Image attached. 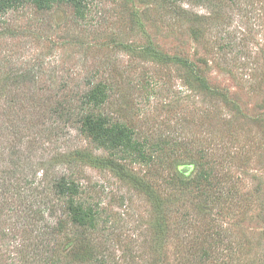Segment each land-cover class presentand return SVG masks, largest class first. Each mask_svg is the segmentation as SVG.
Segmentation results:
<instances>
[{"label":"rangeland","instance_id":"rangeland-1","mask_svg":"<svg viewBox=\"0 0 264 264\" xmlns=\"http://www.w3.org/2000/svg\"><path fill=\"white\" fill-rule=\"evenodd\" d=\"M89 82L110 87L105 114L166 148V163L125 162L149 194L62 160L94 149L62 121L51 133L49 112ZM201 164L214 179L204 208L197 188L174 186ZM63 174L99 204L100 232L70 225L52 191ZM50 254L54 264L98 254L109 264H264V0H86L83 18L28 5L0 21V264Z\"/></svg>","mask_w":264,"mask_h":264},{"label":"trees","instance_id":"trees-1","mask_svg":"<svg viewBox=\"0 0 264 264\" xmlns=\"http://www.w3.org/2000/svg\"><path fill=\"white\" fill-rule=\"evenodd\" d=\"M28 5L34 6L40 12H51L55 7H68L77 16L81 18L85 17L86 0H0V21L8 14L16 12L19 9H24ZM184 65L187 67L191 66L187 63H184ZM192 68L190 67L189 69L194 74ZM15 74L14 81L16 83H26L27 75L19 73V71H15ZM192 76L202 91L213 93V89L204 78ZM109 90L110 87L102 82H89L81 96L77 98L71 96L69 100L59 99L55 101L52 110L49 112L50 118L53 119L51 133L54 134L55 131L60 130L58 122L62 121L64 122V126L68 124L71 128L76 129L93 146L94 150L92 152L78 150L70 154L72 157L63 155L62 160L64 157L69 159L64 160V163H80L81 165L92 166L100 170H110L121 180L129 181V183L137 187H143L149 194L145 180L131 173L125 162L131 161L150 166L157 163H166L168 161V155H166L164 150L166 148L159 144H141L136 138L135 132L126 124L122 121H115L104 113V108L110 100ZM42 104L44 109L47 108V101H44ZM16 134H18V130H16ZM20 137H16L18 141L20 143L25 142V137ZM95 152L103 155H96ZM187 155L189 157L192 156V154ZM20 160V158L16 159V168L20 167V163L21 165L26 164L20 162ZM168 163L170 165V162ZM24 172L25 170L22 173ZM16 176L14 177L16 178ZM26 178L27 176L24 174L23 179ZM213 180L212 172L205 165L201 164L200 172L196 178L193 180L189 179L187 180L188 182L180 180L174 186L177 187L179 185L180 188H184L187 185L186 188L193 186L197 188L203 198L204 208L206 205L212 204L211 201H208L210 197L206 187L211 186ZM17 188L19 189V185L15 184H9L5 187L7 191H13L14 194ZM52 191L55 200H58V203H63L64 211L72 227L82 230V233H97L100 232V227L103 223L107 224V221L103 218V211L99 204L91 197L85 198V191L82 189L80 182L73 179L70 175L63 174L59 178H56L52 184ZM161 211L163 210L157 212ZM56 227H59L58 230L57 228L53 230H57V235H60L64 230L62 222L59 221ZM42 238L44 240L47 239L45 236ZM50 252V250L47 251V253ZM207 255L205 253V256ZM87 259V264H109L106 257L102 256V254ZM43 264H54L51 254L47 256Z\"/></svg>","mask_w":264,"mask_h":264}]
</instances>
